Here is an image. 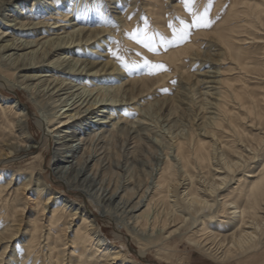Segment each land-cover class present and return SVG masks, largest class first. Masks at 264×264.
<instances>
[{
  "label": "bare ground",
  "instance_id": "1",
  "mask_svg": "<svg viewBox=\"0 0 264 264\" xmlns=\"http://www.w3.org/2000/svg\"><path fill=\"white\" fill-rule=\"evenodd\" d=\"M14 1L0 0V28L6 29H0V90L29 91L50 108V114L35 120L44 142L55 143L53 155L60 165L52 175L57 182L69 191L93 193L106 214L121 213L122 228L137 242L140 259L150 249L158 260L170 262V241L183 242L222 264H244L260 255L264 251V116L256 109L264 103V93L255 100L246 87L251 78L264 83V75L248 73L254 70L250 66L255 59L246 51L258 47L264 59V0H198L200 11L211 5L212 29L196 31L189 42L160 55L136 45L128 33L147 24L149 32L172 39L168 25L178 28L180 19H189L183 0H139V5L129 0L125 11H116L119 17L113 16V26L106 13L98 11L99 0H66L68 7L60 0H45L50 16L38 22L36 4L32 9L12 7L10 12L22 19L3 15L2 9ZM105 2L125 7V0ZM89 3L85 7L91 10L84 7ZM53 6L54 13L49 8ZM77 8L80 12L71 15ZM90 46L106 54L91 52ZM117 49L141 52L168 71L156 75L129 71L110 54ZM83 52L94 57L74 56ZM97 57L104 59L99 62ZM125 60L141 62L131 54ZM217 66L227 67L221 71L214 69ZM192 67L208 70L190 76ZM46 69L54 74L27 75ZM235 76L242 83L243 97L236 93ZM179 79L184 92L170 96ZM205 89L209 91L202 92ZM210 90L216 93L209 94ZM4 96L0 93V264H139L124 244L117 247L106 237L82 203L67 202L50 192L42 165L13 170L10 156L31 152L35 145H31L29 112L21 101L9 103ZM229 103L234 104V112L228 111ZM183 104L192 112L190 132L185 134L174 132ZM95 114L97 118L91 120ZM134 115L137 121L130 120ZM159 124L170 126L167 141L158 138ZM242 125L252 134L241 130ZM119 142L126 159H132L139 148L162 149L164 155L147 185L133 184L132 178L141 179L128 176L112 189V179L104 173L105 161L110 146ZM8 166L12 170L4 169ZM123 167L117 165L120 171Z\"/></svg>",
  "mask_w": 264,
  "mask_h": 264
},
{
  "label": "rangeland",
  "instance_id": "2",
  "mask_svg": "<svg viewBox=\"0 0 264 264\" xmlns=\"http://www.w3.org/2000/svg\"><path fill=\"white\" fill-rule=\"evenodd\" d=\"M45 0H41V4H37L38 0H17L14 1L13 3H10L8 6H5V8L2 9V14L6 15V14H11L14 15L15 17L17 16L18 18H23L19 15H16L15 13L10 12V10L12 9V7L14 6H21L24 5L25 7H27L28 9H32V7L35 8L36 6H38L37 10L35 12L39 13V17L37 20H34L36 22L38 21H44L43 19L47 20V18H49L50 15V10H47V6L43 4ZM49 2H51L52 0H48ZM66 0H60V3L63 5L65 4ZM94 1V0H93ZM138 2V5L141 4V1L136 0ZM169 0H167L168 3ZM99 5L100 8L98 9V11H101L104 15L108 16V20H109V25L113 26L116 22V20H113V16L115 17H119V14L116 13V11H118L119 13L122 11H125L128 7V4H130L131 2L129 0H125V7L123 9L121 8H116L115 4H108L105 2V0H99ZM26 4V5H25ZM32 4V5H30ZM54 4V3H53ZM89 4L84 5L85 6H89ZM68 7V6H67ZM102 7V8H101ZM111 7V8H109ZM114 7L116 9H114ZM41 8V11H39ZM43 8H45L43 10ZM51 10H53L52 12H55V6L53 7H49ZM85 9L87 10H91L89 9V7H85ZM102 9L104 11H102ZM25 11V10H24ZM34 11V10H33ZM44 11V13L42 14V12ZM48 11V12H47ZM80 12L79 9H76V12L73 10L71 11V15L74 16V14ZM41 13V14H40ZM10 19L12 20L13 18L10 17ZM73 18H71L72 20ZM49 23H55L54 20L49 21ZM1 25V23H0ZM56 25H53L52 27H54ZM95 27H99V26H95ZM94 27V28H95ZM1 31H6V29L4 28H0ZM56 30V29H53ZM59 33H62V31H57ZM50 34H54L53 32ZM22 38V36H19ZM42 37V36H41ZM55 37V36H53ZM25 38H33V37H24L22 39ZM105 39L107 40L108 37H105ZM100 43V42H99ZM100 45L104 48L105 44L104 43H100ZM89 50L91 52H98V53H103L106 54V52H104L103 50H101L98 47L91 48V46L89 47ZM82 52V51H81ZM248 54V57L251 56L252 59H255L254 62L251 64V68L254 67V70L249 71L248 73H250L251 76L254 77V75H264V59H261L260 53L261 51H259L258 47H248V50L246 51ZM67 54H64L63 57H65ZM89 55H91V57H89ZM70 55H68L67 57H69ZM76 57H80L83 60H86L88 58H93L94 54H89L87 52H83L82 56L80 55H74ZM62 57V58H63ZM56 59V57H55ZM96 61L101 62L104 58L103 57H97L94 58ZM227 66H217L214 67V69L216 68V70H224ZM222 68V69H220ZM48 69V68H47ZM44 72H35V74L33 72H30L27 75L33 76V75H42V76H51L54 73L51 72L50 70H47ZM52 69V68H49ZM187 69V68H186ZM214 69L211 68V71H213ZM193 67L189 70L191 71V74L196 73H203L205 71H207L208 69H205L203 71H196L193 70ZM253 73V74H252ZM63 76H60V78H62ZM235 78V80H238V77ZM49 78V77H47ZM115 79L113 80L114 82H116ZM6 83V82H5ZM75 84H80L79 82H74ZM31 84V83H29ZM237 85V91L236 93H238L241 97L245 96V92L241 91L239 89V87L242 86V83L237 81L236 82ZM247 85V84H246ZM182 84V81L179 79L177 82H175L174 84V89L172 90V92L169 94L170 96H174L176 94H178L179 92H184V86ZM53 86H51L52 88ZM83 87V85H79L77 88ZM208 87H211V85H209ZM75 88V89H77ZM205 88V87H204ZM74 89V90H75ZM262 90V91H261ZM179 91V92H178ZM209 91L208 89L203 90L202 92H207ZM196 92V91H195ZM246 92L252 97L255 98V100H258V98L263 95L264 93V83L261 82H256L254 81L252 78L249 79L248 81V85L246 87ZM1 94H4V98L8 99V102L11 103L13 101H21V104L23 105V108L25 109V112H29L30 114V124H29V129L31 134H33L34 140L32 141L31 145H35V149H33L31 152H27V153H22V155H20L19 157H13L12 155L10 156V162H14L12 163L13 165H11V167L13 166V170H23L25 171V169L29 170V166L33 165L36 168H39L41 165L43 166V172H45L44 175V179L48 182L47 186L54 195L57 196H61L62 199L66 200L67 202H73L74 204H79L82 203V205L84 206V208L86 209V211H88L89 213L92 214V218L94 219L97 224L102 228L103 233L106 235L107 238H109V240L115 244V246L117 247H121L124 244L123 249L129 251V256L131 257V259L133 261H137V263H141L143 262L144 264H222L219 262H216L210 258H207L206 256L197 253L193 248H191L190 246H187L185 243L183 242H179V241H170L169 243V252L168 255L172 256V260L170 262H166L164 260H158V258L155 256V253L153 250L148 249L147 252V257L145 259H140L138 257V251H139V246L137 244V242H134V240L132 238H130L129 236H127V231H125L122 228V218L123 216H121V213L118 212L117 213H108L106 214L105 209L103 207V205L99 204L96 196L93 193H87V192H80V191H69V189H67L62 183H58L56 180V177L54 175H52V170H54L56 168V166L60 165V162L57 164L55 163V157L53 155L54 153V149L56 148L55 143H46L43 140L42 135L40 134L38 127L36 126V120L38 119V117L40 118L43 115L46 114H50V108H48V105H43V103H40V99H35L34 97L31 96V93L29 91H25V90H15L14 92H9L8 90H0ZM216 91H212L210 90L209 94H215ZM200 96L198 91H197V97ZM214 97V95L212 96ZM1 98H3L1 96ZM153 98H158L157 100H162L163 97H153ZM215 98V97H214ZM155 99V100H156ZM201 99V98H200ZM200 99L198 101H200ZM208 100L211 103H216L215 101H212L211 98L208 97ZM245 101V100H244ZM185 102V101H184ZM186 103V102H185ZM60 103H58L59 105ZM260 106L256 109L258 111V113L261 116H264V103L260 102ZM180 106V105H179ZM181 107V112L178 113V119L176 120V128H174V132H180L181 134H185V133H189L190 132V126H189V121L191 119L192 116V112H188L185 109H187V106H185L184 104L180 106ZM228 111L230 112H234L235 108H234V104L233 103H229L227 105ZM155 110V109H154ZM166 112V111H165ZM236 112L238 113V115H241V111L239 108H237ZM98 113V112H97ZM97 114L91 116V120L95 119L98 117L101 118L103 115L102 113L98 114V116L96 117ZM130 120H138L137 115H134L132 117V119L130 118ZM179 121V122H178ZM59 121H57L56 123H53L52 125V129L56 128L59 124ZM159 126V127H158ZM156 127V131L157 133H159L161 135V139L160 137L159 140L164 142L167 141V139L169 138V132L171 130H169L170 126L167 127V124H159ZM244 125L241 126V130H243L246 134L251 135L252 132L246 128L243 127ZM37 128V129H36ZM30 145V144H29ZM229 145H231V143H229ZM121 143H115L113 145L110 146V150L107 152V161H105V164H107L105 166V172L107 174V178H111L112 179V189H114L113 187H116L117 185L120 186L121 181L125 180L128 176L129 178L131 177H135V176H139V178L141 180H134L132 178V183L136 184V185H141V186H145L147 185L148 182H151V177H149V174L152 173V171H155L156 169H158V158L162 157L163 151L162 149L159 148H146L144 150H140V148L138 149V151L135 152V155L133 156L132 159H126L123 156V153L121 152ZM82 151H80L81 153ZM26 160L25 163L23 164H19L22 160ZM60 160H64V158H61ZM62 162V161H61ZM8 163V165H9ZM121 164L123 165V170H118L117 169V165ZM92 165V164H91ZM90 165V166H91ZM10 166V165H9ZM9 166L7 168L4 169H8ZM41 168V169H42ZM12 169H8L7 171H10ZM90 172V170L88 171V173ZM113 172H116L113 175ZM22 174L28 175L27 172H22ZM90 174V173H89ZM87 174V175H89ZM120 182V183H119ZM119 183V184H118ZM232 189L229 190V192H227L226 194L229 195L231 194ZM71 192V193H70ZM94 195V196H93ZM27 197H30L29 195H26ZM95 198V199H94ZM92 201V203H91ZM94 203V204H93ZM99 207V209H98ZM80 216V215H78ZM117 216V218H116ZM120 219V220H119ZM121 222V223H119ZM126 232V233H125ZM120 235L122 237V239L117 240L116 236ZM155 249V248H154ZM177 249V250H176ZM177 258V259H176ZM143 260V261H142ZM176 260V261H175ZM43 262H44V258H43ZM244 264H264V251L256 256L255 258L252 259H248L246 261H244ZM233 264V262L231 263ZM236 264V263H234ZM243 264V263H242Z\"/></svg>",
  "mask_w": 264,
  "mask_h": 264
},
{
  "label": "snow or ice",
  "instance_id": "3",
  "mask_svg": "<svg viewBox=\"0 0 264 264\" xmlns=\"http://www.w3.org/2000/svg\"><path fill=\"white\" fill-rule=\"evenodd\" d=\"M198 0H183L187 7L189 19H180L177 28L175 24H169L168 27L172 29V39L166 38L163 34L158 32H149L147 24L144 28L136 29L128 33V37L135 42L136 45L142 49L147 50L154 55H160L162 52H167L170 48L178 47L181 44L190 41L192 35L199 30H210L214 25V20L210 16V6L206 5L203 11L197 7ZM110 54L122 63L125 69L137 70L141 74L156 75L161 71H168L163 63H155L143 56L141 52H134L132 50L111 51ZM131 54L139 58L141 62L127 63L125 56ZM167 92V89L164 90ZM196 201V197L192 198ZM2 251V249H0Z\"/></svg>",
  "mask_w": 264,
  "mask_h": 264
}]
</instances>
